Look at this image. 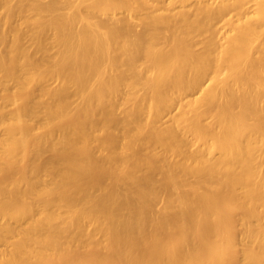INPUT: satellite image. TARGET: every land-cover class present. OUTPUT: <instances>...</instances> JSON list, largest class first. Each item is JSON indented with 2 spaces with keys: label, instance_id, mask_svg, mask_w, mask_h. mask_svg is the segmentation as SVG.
Here are the masks:
<instances>
[{
  "label": "bare ground",
  "instance_id": "obj_1",
  "mask_svg": "<svg viewBox=\"0 0 264 264\" xmlns=\"http://www.w3.org/2000/svg\"><path fill=\"white\" fill-rule=\"evenodd\" d=\"M64 1L0 50V264H264V0Z\"/></svg>",
  "mask_w": 264,
  "mask_h": 264
},
{
  "label": "rangeland",
  "instance_id": "obj_2",
  "mask_svg": "<svg viewBox=\"0 0 264 264\" xmlns=\"http://www.w3.org/2000/svg\"><path fill=\"white\" fill-rule=\"evenodd\" d=\"M51 1L54 0H0V50L3 55L12 51L17 57L16 62L10 61L8 55L6 57V65L10 74L19 71L20 61L26 58L27 55L30 56L34 63L44 58L45 60L42 61L45 62L43 68L55 64V54L58 52V46L57 42H55L54 35L50 34L48 40L41 46L37 29L40 24L45 23V21L50 19L53 15H60L66 10V2L64 0H58V5L53 10H40V5H46V3ZM193 2L194 1H189V4L192 5ZM81 10L86 13L84 5H82ZM99 13V15L102 16H111L115 18H122L127 15L122 9L117 10L115 13H111V11H101ZM145 14L146 11L134 15L133 18L136 21V30L143 28ZM28 19H33L32 23H28ZM24 62H26V60H24ZM47 82L50 83L49 81ZM6 86L8 90H5ZM17 89L18 87H16V84L12 80H10L7 85H3L0 81V120L8 119L10 116L9 109L12 107V100L5 97L4 93L8 91L14 94ZM3 131V125H0V135ZM4 218L5 219H3V217L1 218L2 222L8 220L6 217ZM8 218L10 219V217Z\"/></svg>",
  "mask_w": 264,
  "mask_h": 264
}]
</instances>
